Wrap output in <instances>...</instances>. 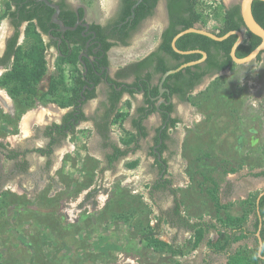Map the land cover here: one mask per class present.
<instances>
[{"label":"rangeland","instance_id":"374dc122","mask_svg":"<svg viewBox=\"0 0 264 264\" xmlns=\"http://www.w3.org/2000/svg\"><path fill=\"white\" fill-rule=\"evenodd\" d=\"M221 1L225 7L240 3ZM89 3L92 20L100 22L110 15L116 0ZM164 13L161 3L156 15L136 33L134 47L111 50L113 69L156 47ZM220 25L217 20H209L206 29L217 30ZM71 70L66 67L63 74L64 94L72 86ZM208 81L200 86L203 91L196 89L191 102H185L183 123L173 131V137L181 136L175 149L183 162H179L177 170L182 178L184 174L189 178L184 188L177 183L176 190L182 194L186 216L193 221L203 219L221 225L231 215L244 217L245 226L250 228L254 198L264 189L263 177L249 175L264 170V56L261 61L234 64ZM10 104L12 111L0 103V140L12 149L45 146L43 125L31 127L25 135L21 127L33 112L42 111L38 106L47 108L49 104L41 103L25 111L15 101ZM92 106L93 102L86 110ZM49 108L44 112L56 106ZM81 128L64 142L67 149L63 143L56 149L66 155L58 156L60 161L63 159L53 166L50 175L54 182L50 184L42 171L46 160L40 155L29 154L31 168L25 175L15 173L13 163L0 155V264H205V260L207 264H252L253 239L239 235L229 259L214 253L223 250L227 238L223 232H211L196 246L193 234L172 229L167 223L157 231L158 210L144 189L149 175L139 169L121 174L120 169L113 173L116 178L109 174V178L105 175L102 179L97 171L99 153L97 159L85 155L92 143L88 124ZM120 134L123 133L115 127L114 136ZM227 182L232 184L229 194L224 187ZM96 189L92 201L85 203L86 192ZM210 193L217 196L216 204ZM165 199L160 202L162 208L172 201ZM152 237L174 244L173 249L159 251L151 243Z\"/></svg>","mask_w":264,"mask_h":264},{"label":"trees","instance_id":"16d2710c","mask_svg":"<svg viewBox=\"0 0 264 264\" xmlns=\"http://www.w3.org/2000/svg\"><path fill=\"white\" fill-rule=\"evenodd\" d=\"M160 0H142L141 3L134 9L135 17L133 19L130 18L128 22H125L132 14V9L135 4L138 3V0H122L121 1V13L119 17V21L116 22L113 33L117 35V41L123 45H129L128 40L132 37L134 33H136L141 26L142 22L147 20L149 17L154 15L155 9ZM199 0H167L168 5V16H169V26L162 34V43L152 53H150L147 57L140 60L137 63H133L121 70L118 74V78H126L131 75L136 77V80L132 87H137L136 89L130 88L128 86L126 89L121 92H116L115 88H112L111 94V103L112 107L108 110L104 118L102 119L104 122L102 124L97 123L95 128L99 132L100 136L103 139L104 148H110L111 154L107 155V161L109 165H113L115 162L119 161L121 158L125 157L129 152L136 151L139 149V138H145L147 136V131L143 126L144 120L151 115L155 108H151L146 110L145 108H141L139 110L140 118L133 122L134 130L136 134H132L131 132H127L129 138L123 140L121 143L125 145L126 149L123 150L119 147V145L113 141H111L110 133L112 132L111 128L115 124H117L121 129L124 130L123 124L127 118V115L122 114L121 112L118 114L117 112V104L122 98L124 93H129L131 96L135 95L139 90H144L146 104L153 105L152 98L156 97L159 94V85L156 87L151 86L153 78L157 75L163 76L167 71L172 69L179 68L182 64L195 61L200 59L202 56L200 54H189V55H180L172 49L171 42L173 38L180 32L187 30L189 28H193L196 25L200 24L203 28H206L209 20H217L220 22V26L217 30H212L219 37L226 35L231 31H241L245 29V25L240 13V5H234L230 8L225 7L223 1H221L220 10L214 11L212 15H204L203 13L198 12L197 3ZM10 3H7V12L3 15L0 14V21L4 17H12L14 21L17 22V27L24 21H30L31 24L27 28L26 31V41L23 46L15 49L16 39L18 34L10 44L6 59H10L12 55L16 56L14 68L12 71L8 72L4 77L0 79V84L7 89L10 97L17 102L21 108L25 111V109L33 108L36 104L37 97V85L39 82L45 77L47 73V62L45 59V47L40 39V33L36 31L35 25L33 23L34 20H38V26L41 28L43 32L48 29L45 26L46 18L48 19L51 16V12L41 16L40 10L44 7L45 4L41 3L38 5H33V7H27L24 3V0H10ZM13 5L15 6V11L12 10ZM49 9V8H48ZM252 12L256 19V21L264 28V2L255 0L252 3ZM70 12H66L65 15L68 16ZM44 20V24L43 21ZM98 31V35L100 36V40L103 42L104 52H108L112 47L116 46V42L105 43L104 37L102 33V27H95ZM70 38V36H68ZM237 40V36H230L224 41L218 42L212 40L209 37L189 33L181 38H179L176 42V47L181 51H189V50H201L207 54V60L203 66L196 65L187 67L180 72L170 75L167 77L166 81L163 84V87H167L170 89L171 95H176L179 97L181 101L191 102V96L194 90L201 85L204 78L207 75H211L213 73H220L222 71L232 69L234 62L231 58V49L234 46ZM261 43V39L249 31H246L244 35V40L242 44L236 50V56L238 58H244L248 56L251 52H253ZM80 47H74L70 49L68 46H65L62 50V58L59 63L58 73L55 78L51 79L49 83L48 91L43 94L41 97L43 102L44 100L53 103H58L60 107L67 108L73 107L74 109L70 111L62 120V123H54L49 126L45 131V136L50 138V143L45 148H35L28 151H24L22 153L17 152L14 149H8L7 145L3 142H0V148L6 151L5 154L6 159L8 160H18L20 156L23 157L22 161L16 164V169L19 173H27L30 168V163L24 159L25 156L29 152L38 153L40 155L50 157L53 153V149L61 144L62 141L66 140L69 135L76 134L78 123L87 121V117L85 116L83 110L81 108H77L79 104V100L81 97V92L83 90V86L86 82L82 78V74L80 70L77 68L79 64V55ZM172 60V61H171ZM262 60V54H260L256 61ZM71 64L73 67L72 76L70 79L71 88L65 89V76L63 68V64ZM105 65H109L107 55L104 58ZM145 72V73H144ZM88 79V76H87ZM94 80L95 84H99L101 82L100 78H90ZM109 81H113L109 79ZM115 82V81H113ZM118 87H122L121 83H116ZM208 91L210 89H207ZM137 91V92H136ZM93 91L90 95H87L88 99H93L95 97ZM60 95V99L54 98V96ZM36 99V100H35ZM167 112H163V124L166 125L165 129L161 133L160 131L162 127L159 129V132L155 138V145H159L161 140L169 139V129H175L179 123L177 118H170L169 115L172 113L173 106L170 105L168 107H163ZM133 144L137 149L130 148V145ZM168 149L167 145L161 144L157 149L160 154H163ZM153 155L156 158V164L162 170L165 171L167 168V161L162 159L158 160V156L154 153ZM163 161V162H162ZM52 162L48 161L47 166L51 167ZM131 168H135L137 166V162H133L129 165ZM166 172L163 174L165 177ZM249 175L253 177H264V170L257 173H250ZM162 177V178H163ZM171 181L168 179L158 181L152 188L154 191H166L170 190L171 195L173 196V207L168 211L162 212L160 216L157 217L156 230L159 231L161 225L163 223H167L173 228L182 229L187 232H190L194 235L195 245H199L200 242L204 239V237L210 234L212 231L214 232H223V234L227 237L225 244L223 246L222 251H214V253L223 254L229 257H232L231 249L232 245L238 241L241 237H253L256 238L257 232L260 227V217L257 213L259 208L261 219H262V228H261V237L264 242V195L261 197L259 205L257 204L258 193L254 198V208L252 213L254 214L255 220L252 223V230L249 229L244 224V217H233L228 215L224 220H222L221 225L216 222H207L203 219H199L196 221H192L191 218L186 216L183 211V204L178 197V193L175 189H171ZM232 188V184L227 183L226 193ZM97 194V190L90 192L86 200H90L95 197ZM210 198L213 203L216 204L217 196L214 193H210ZM115 218L121 220V218L115 215ZM160 235V232L157 233ZM153 235V233L151 234ZM151 243L154 244L156 249L161 252L166 250H172L174 245L168 244L158 238H150ZM257 252V250H256ZM255 252V253H256ZM252 264H260L259 257L255 258ZM264 264V263H263Z\"/></svg>","mask_w":264,"mask_h":264},{"label":"flooded vegetation","instance_id":"af4514ba","mask_svg":"<svg viewBox=\"0 0 264 264\" xmlns=\"http://www.w3.org/2000/svg\"><path fill=\"white\" fill-rule=\"evenodd\" d=\"M9 1L10 0H0V14L3 15L5 12H7V3H10ZM48 1L59 6L60 13L58 16V20H60L64 24L65 27L70 28V29L63 31L61 29V27L53 21V16H54L56 10L48 7L47 5H45L46 8L43 7L40 10V12H41V16L45 17L44 15L50 13V11L51 12L53 11L51 13L50 18L49 19H48V17L46 18L45 26L48 30L43 32L41 30V28L38 26V20L33 21L35 28H36V31L40 33V39L42 40V43L45 47L44 54H45V59L47 62V73H46L45 77L37 85V97H36V99H38V100L35 99L36 100L35 105H38V103H43V101H40L39 99H42L41 97L43 96V93L46 90V85L48 84L49 77L52 74L57 75L58 73H60V71L58 70V68H59L58 65H59L60 60L63 56L62 55L63 48L65 46H68L70 49H73L74 47H80V51H79V55H78L79 64H78L77 68L80 70V72L82 74V78L86 82V84L83 86V90L81 92V97H80L79 104H78L77 108H81L83 110L85 116L87 117V121L78 123L76 134L69 135V137L67 138V139H69V138H72L73 136L78 134V129L82 124L93 125L94 130L97 131V129L95 128L96 124L97 123L102 124L104 122L102 119L104 118V116L106 115L108 110L112 107V103H111L112 102L111 101L112 88H115L116 92H121L122 90L126 89L128 86H131V84H133L135 82L136 77L134 75L119 79L118 74L121 72V70H123V68H125V67H127L133 63H137V62H139V60L129 62L126 65L124 64L118 68L113 69L111 66V61H110V52L113 48H116V47L127 48V47L131 46L132 40L134 39L136 33L140 30L141 26L144 24V22L146 20L142 22L138 31L136 33H134L132 35V37L128 40L129 45H123L119 41L116 42L118 37H117V35H115L113 33L114 28H115V24H116V22L119 21V17H120V13H121V1L122 0H116V4L112 8L110 15L105 19H101L100 22L98 20H92V16L94 14H92L90 12V10L92 8L91 6H89L90 0H48ZM41 3H43V2H39L38 0H24L23 4H26L27 7L31 8V7H33V5L36 6V5L41 4ZM161 3L163 4V7H164L165 13L163 15L165 17L163 19V22H161L162 27L158 33V43H157L156 49H158V47L161 45L162 34L169 26V16H168V9H167L168 2H167V0H160L156 9H155L154 15L148 18V19H150L156 15L157 9ZM234 5H237V4H232L228 8H230ZM15 9L16 8L13 5L12 10L15 11ZM68 11L70 12V14L68 16H66L65 13ZM131 19H133V18H131ZM42 21L44 24V20H42ZM30 24H31L30 21H24L17 27V22L14 21V19L12 17H4L0 21V79L2 77H4L8 72L12 71V69L14 68L16 56L12 55L9 60L5 58L7 56V51H8L10 44L12 43V41L14 40L16 35L18 34V37L16 39L17 41H16L15 49L17 50L18 48L23 46L25 44V41H26V31H27V28L30 26ZM98 25L102 27V33H103L105 43H112V42L117 43V45L112 47L107 53L104 52L103 42L100 40V36L98 35V31L95 28ZM196 26L203 28V26L200 24H198ZM73 28H75V29H73ZM241 31H244V29H242ZM245 33H246V31L244 32V35H245ZM68 36H70V38ZM189 51H195V50H189ZM106 55L108 57L109 65H105V63H104V58ZM201 59H202V57L198 60H195V61H199ZM206 60H207V58H206ZM206 60L202 63L197 64V65L203 66L205 64ZM191 62H194V61H191ZM49 63H51L53 68H50L48 66ZM187 63H190V62H187ZM184 64H186V63H184ZM62 67L63 68H66V67L72 68L73 66L71 64L67 63V64H63ZM222 72H224V71H222ZM222 72L207 75L204 78L203 82L206 79H212L213 77L220 75ZM87 76H88V79H87ZM157 76H159V75H157ZM157 76H155L153 78V81L151 84V86H153V87L160 85V82L158 84L155 82V78ZM90 78H94V79L100 78L101 82L96 85L94 80H91ZM109 79H111L115 82L109 81ZM116 83H121L122 87H118ZM130 88L136 89L137 87L131 86ZM163 89H164V92L162 94L160 93V90H159V94L156 97L152 98L153 105L145 104L147 106L146 109L148 110L151 108H155L162 115L163 112H167L166 109H164L163 107H168V106L172 105L173 110H172V113L169 115V117L170 118H177L179 120V123L177 125V127H178L183 123V120L181 118H179V116L178 117L174 116V112H175L174 98L176 97V95L172 96L170 89L167 87H163ZM93 91H95L94 92L95 97L93 99H88L87 95H90ZM2 92L5 94L7 93V95H9L7 89H5V87H3L0 84V93H2ZM136 94H142L143 95V94H145V92H144V90H139ZM126 95L131 96L127 92L122 95L121 100L117 104V112L116 113H118V114L120 113V108L123 104V100H124V97ZM143 98H144V95H143ZM96 99H99V102H98L99 108H98L97 112L95 114H92V115H87L86 111H85L86 106H88V104L91 101L96 100ZM178 99H179V97H178ZM11 100H12V102L14 101V99H11ZM6 103H7V100H6ZM2 105H4V104H2ZM9 105L10 104L7 103V106H9ZM7 106H5V107H7ZM67 108L70 109L68 111V113L74 109L73 107H67ZM67 114H65L63 116V118ZM63 118H62V120H63ZM162 118H163V115H162ZM60 123H62V121ZM49 126H51V125H49ZM49 126H46L42 130V136L47 141L46 145L45 146H39L38 148H45L49 145L50 138L45 136V131ZM165 126L166 125L163 124L162 129L159 133L160 136H161V133L163 132V130L165 129ZM177 127L175 129H172V128L169 129V132H168L169 133V139L168 140H161L160 144L155 146V151L158 152L157 149L159 148V146L161 144H164V143L167 145V147L169 149H171L170 147L175 149V147H176L175 145L177 143L176 144L173 143L172 138L170 137L171 136L170 132L176 130ZM111 133H110V136H111ZM97 134L100 136L98 131H97ZM148 135H149V132H147L146 137H148ZM145 138H142V139H145ZM0 142H2V141L0 140ZM59 145L53 149V153L50 157H46V156H43V155L36 153V154L40 155L41 158H44L46 160L45 165L43 166V170H42L43 172L44 171L49 172L51 170L50 169L51 167L47 166L48 160L51 159L52 157L54 158V154L56 153V149L59 148ZM8 149L12 150V148H9V147H8ZM15 150L19 153H22L24 151H28L31 149H24V150L15 149ZM167 151H168V149L162 155H164ZM6 153H7L6 151H4L3 149L0 148V155H2L4 157V159H6V157H5ZM31 153H32V151L29 152L24 158L29 163H30V161L28 159V156ZM22 159H23V157L20 156L18 158V160H8V159H6V160L13 163V171L18 174L19 171L15 167H16V164L18 162L22 161ZM158 169H159V174H161L162 170L159 167H158ZM19 174H25V173H19ZM263 263H264V260L260 259V264H263Z\"/></svg>","mask_w":264,"mask_h":264},{"label":"crops","instance_id":"0c3cea01","mask_svg":"<svg viewBox=\"0 0 264 264\" xmlns=\"http://www.w3.org/2000/svg\"><path fill=\"white\" fill-rule=\"evenodd\" d=\"M132 47H134V45H132V43H131V46H129L127 48H132ZM155 50H156V47L153 48L152 50L148 51L147 54L141 56L140 58H138L136 60L140 61V60L144 59L145 57H147L150 53H152ZM136 60H134V61H136ZM126 64L127 63H125V65ZM122 65H124V64H122ZM48 66L50 68H53L51 63H49ZM53 76H54V74H52L49 77L48 84L46 85V90L44 91L43 94H45L48 91L49 83L51 82V79L53 78ZM161 77L162 76L159 75V76H157L155 78V82L157 84L161 81ZM210 80L211 79H209V81ZM204 83H205V81L201 85H199L196 89L198 91H203L204 89L201 90L203 87H200V86H202ZM196 89L194 90L192 95L194 93L198 92ZM206 89H208V88H206ZM143 95H144V98H143ZM143 95L142 94H135L133 96L126 95L124 97L123 104H122V106L120 108V112L122 114H124V115H127V118H126V120L124 121V124H123L124 130L121 129L117 124H115L111 128L112 129L111 141L117 143L119 145V147L121 149H123V150H125L126 147L121 142L123 140H126V139L129 138V135L127 134V132H131L132 134H136V131L134 130V127H133V122L140 118L139 110L141 108H145V109L147 108V106L145 105L146 104V99H145L146 97H145V94H143ZM5 97H6L7 101H10V103L12 102V100H11L12 98L9 95H7V93H6ZM39 100L43 101L41 99H39ZM44 101L45 102H43V103L49 104V106L47 108L44 107V106H38V105H42L41 103H38V105H35L36 107L38 106L37 107L38 110H40V111L42 110L43 112L42 111L41 112L36 111V112H33L34 114H31L29 116L28 122L26 124V131L30 130L31 127L34 128V126L35 127L37 126L36 128H38V127H41V125H43L42 127L45 128L46 126L52 125L54 123L59 124L62 121L63 116L65 114H67L68 111L70 110L68 108L60 107L58 103H53V105L56 106L55 110H57V111L52 110L51 112H44L47 109L50 110L51 108H49V107L53 106L52 102L48 103V102H46V100H44ZM92 102H93L94 106H92V108H89L88 110H85L87 115L95 114L97 112L98 108H99V103H98L99 99L93 100L90 103H92ZM174 104H175L174 116H177V117L179 116V118L183 119L181 114L185 113V108L183 107V106H185L184 105L185 102L184 101L181 102L178 99V97L176 96L174 98ZM1 107L8 111V109L11 110L12 106L11 107L7 106V108H6L5 106L1 105ZM5 113H7V112H5ZM52 113H55V115L51 117L50 114H52ZM59 114H60L59 120L57 121L56 120V118H57L56 116L59 115ZM81 126L85 127L86 124H82ZM81 126L79 127V129H82ZM143 126L145 127L146 131L149 132V135L145 139H142V138L138 139L139 140V143H138L139 149H137V147H135L133 144H131L130 148H134V149L136 148L137 150L129 152L125 157L121 158L119 161L115 162L113 165L110 166L108 161H107V155L112 153L111 149L110 148H104V146H103L104 142H103L102 137H100L97 134V131L94 130V126L93 125L88 124V128H89L88 133H90L92 143H91L90 148L87 149L89 151L88 152L84 151V152H85V155L87 154L88 156L95 157L96 159L98 158V153H99V158H100L101 162H100V167H97V171H98V173H99V175H100V177L102 179L104 178L105 175L107 176L109 174H112V177L116 178V174H113V173L114 172L116 173L120 169H121L120 170L121 174L125 170H138L139 169V170L145 171V173H147V175H149V177H150L149 182L144 185L145 193H147L148 200L151 202L152 206L157 208L158 216H160L162 212L168 211L169 209H171L173 207L174 198L171 195L170 190H166V191H163V190L155 191L154 190L153 191L152 190L153 186L160 180L168 179V180L171 181V184H172L170 188L176 190V184L177 183H178V185H180V187L184 188V184L189 183V178H187L186 174H184L185 176H184V178H182V176L180 175L181 172L179 170H177L178 169L177 166H178L179 162H181V163L183 162V158L180 155V153L177 152V150H174L172 147H170L171 149L168 148V151L164 155L161 154L162 155L161 159H159V157H158V160H160V161L162 159H165L167 161V165H166L167 168L165 169V171H167V172H166L165 177H163V174L165 173V171L161 172V174H159L158 165L156 164V158L153 155V151L157 155V151H155V146H156L155 145V138H156V136H157V134L159 132V129L163 126V118H162V115L158 112V110L154 111L151 115H149L146 118V120L143 122ZM115 127H118V130L121 131L123 134H120V136H114ZM21 129H22V133L25 135V131L23 130V126L21 127ZM41 135H42V133H41ZM170 135H171L170 137L172 138L173 143L174 144H176V143L178 144V141L180 140L181 136L177 135V136L173 137V131L170 132ZM66 140H64L62 142L63 143V147L66 146V144L64 143ZM68 147H65V148L67 149ZM36 148H38V147H36ZM65 148H63V149L65 150ZM33 149H35V148H33ZM62 152H63V150L59 149V151H56V153L54 154V158L52 157L51 159L48 160V161L52 162L51 168H50L51 170L55 169L53 166H57L58 165V162L60 161V158L58 156L59 155H63V154H61ZM32 153H34V152H32ZM65 155L66 154L64 152L63 156H65ZM62 159H63V157H62ZM62 159H61V161H62ZM133 162H137V166L135 168H131L129 166ZM77 167H75V168H77ZM30 168H31V164H30ZM30 168H29V171L26 174H28L30 172ZM51 170L49 172H45L44 171V173L46 175V180L45 181L47 182V184H50V183L54 182L53 178L51 177V175H52L50 173ZM78 174L81 175V173L79 171H78ZM19 175H25V174H19ZM107 178H109V176H107ZM79 182L76 181L75 184H77ZM43 183L46 185L45 182H43ZM227 183H226V186H227ZM226 186H224L225 187V192H226ZM83 190H87V189H83ZM93 191H95V190H92V191L88 190L86 192V196H85V199H84L85 203L92 201V198L90 200H86V197H87V195L90 192H93ZM176 191H177V193L179 192V190H176ZM262 191H264V189ZM165 197L171 198L172 201H170L171 204L167 208H162V207H160V202L161 201H167L165 199ZM178 197H179L180 201L183 204L182 194L178 193ZM183 208H184V204H183ZM184 214L186 215L185 211H184ZM196 220H199V219H196ZM254 220H255V217H254ZM254 220L251 221V227L250 228L248 227L251 230H252V223L254 222ZM207 222H214V221H207ZM168 226L170 228H172V229H177V228L171 227L170 225H168ZM177 230H182V229H177ZM212 232H214V231H212ZM249 238L254 240L253 248H254V251L256 252V250H258V247H259L258 237L256 235V238H253V237H249ZM216 254H218V253H216ZM221 255H223V254H221ZM262 256H264V255H262ZM259 259H262V258L259 257ZM206 262H207V260H205L204 263L207 264Z\"/></svg>","mask_w":264,"mask_h":264},{"label":"water","instance_id":"95a60500","mask_svg":"<svg viewBox=\"0 0 264 264\" xmlns=\"http://www.w3.org/2000/svg\"><path fill=\"white\" fill-rule=\"evenodd\" d=\"M38 1L39 2H43L48 7L53 8V9L56 10V12H55V14L53 16V21L57 25H59L63 31L70 29V28L65 27L64 24L60 20H58V16H59V13H60L59 6L51 3L48 0H38ZM229 1L231 3H234L235 2V0H229ZM254 1L255 0H240V3H239V5H240V13H241V16H242L244 25H245L244 31H231V32H228L226 35H224L222 37H219L215 32H213V31H211L209 29H205V28H201V27L195 26L193 28H189L187 30H184V31L178 33L173 38V40L171 42V46H172V49L174 50V52H176V53H178L180 55H189V54L196 53V54H200L202 56V59L199 60V61H194V62H190V63L183 64L182 66H180L177 69H172V70L167 71L161 77V81H160V85H159L160 93L162 94L164 92L163 84L166 81V79H167L168 76L173 75V74H176V73L180 72L181 70H183V69H185L187 67L195 66V65H197L199 63H202L207 58V54L204 51H201V50L181 51V50H179L176 47L177 40L179 38H181L182 36L186 35V34H189V33L200 34V35L209 37L212 40H215V41H218V42L224 41L227 38H229L230 36H234V35L237 36V40H236L234 46L232 47L231 53H230L231 58H232L234 64H240V65L248 64L250 62L255 61L260 54H262V56H264V28L256 21L254 15H253V12H252V3ZM258 1H263L264 2V0H258ZM141 2H142V0H138V3L133 6L132 14H131V16L125 22H128L130 20V18H134L135 17L134 9ZM73 29H75V28H73ZM245 31H249L252 34H254L255 36L259 37L261 39V43L248 56H246L244 58H238L236 56V50L242 44V42L244 40V32ZM157 155H158L159 159H161V154L159 152H157ZM263 195H264V191H262L259 194V196H258V200H257V204L258 205H259L260 200H261V197ZM257 213H258V215L260 217V221H261L260 227H259V231L257 232L258 242L260 244L261 242H263V240H262V237H261L262 219H261V214H260L259 208L257 210ZM260 258H262V260H264V256L261 255Z\"/></svg>","mask_w":264,"mask_h":264},{"label":"built area","instance_id":"2783aa9c","mask_svg":"<svg viewBox=\"0 0 264 264\" xmlns=\"http://www.w3.org/2000/svg\"><path fill=\"white\" fill-rule=\"evenodd\" d=\"M221 0H199L197 10L204 15H212L214 11L220 10Z\"/></svg>","mask_w":264,"mask_h":264},{"label":"bare ground","instance_id":"6f19581e","mask_svg":"<svg viewBox=\"0 0 264 264\" xmlns=\"http://www.w3.org/2000/svg\"><path fill=\"white\" fill-rule=\"evenodd\" d=\"M3 34V33H2ZM4 93L2 92V94L0 93V102L2 103V104H4L5 106H7V103L8 104H10V102L9 101H7V103H6V97H5V95H3ZM1 96H2V99H1ZM27 118H29V117H27ZM26 118V119H27ZM27 122H28V120H26L23 124H22V126H23V129H24V131H26V124H27Z\"/></svg>","mask_w":264,"mask_h":264},{"label":"clouds","instance_id":"9594fccd","mask_svg":"<svg viewBox=\"0 0 264 264\" xmlns=\"http://www.w3.org/2000/svg\"><path fill=\"white\" fill-rule=\"evenodd\" d=\"M261 255H264V242L259 244L258 250L254 254V258L260 257Z\"/></svg>","mask_w":264,"mask_h":264}]
</instances>
